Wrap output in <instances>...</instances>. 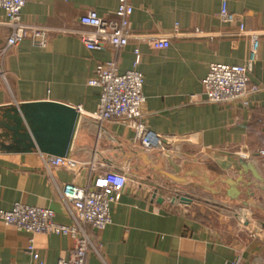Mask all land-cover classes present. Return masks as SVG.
I'll return each instance as SVG.
<instances>
[{
	"label": "crops",
	"instance_id": "crops-1",
	"mask_svg": "<svg viewBox=\"0 0 264 264\" xmlns=\"http://www.w3.org/2000/svg\"><path fill=\"white\" fill-rule=\"evenodd\" d=\"M222 1L129 0L134 8L133 37L123 49L106 51H90L78 35L62 30H88L80 19L89 10L114 17L118 0H29L24 7L23 21L51 30L50 41L39 48L26 39L0 56V107L46 100L81 107L91 121L81 122L73 157L124 170L131 180L134 171L140 179L129 182L112 206L108 227L89 229L94 248L86 264H231L237 260L264 264V190L250 188L253 198L243 191L246 207L227 198V186L217 181L236 179L241 159L253 163L264 177L260 152L264 148V0H226L228 8L243 17L247 30L260 33L250 75V85L259 86V91L250 95L249 106L195 100L211 64L242 65L249 55L251 37L240 33L237 24L221 20ZM5 20L0 9V52L10 34ZM149 37H167L170 47L156 49ZM136 48L144 76L145 123L170 140L165 141V150L148 152L150 159L192 182L203 183L208 175L216 181L213 187L224 190L222 194L177 185L141 158L124 157L132 148H140L135 132L115 121L92 118L100 89L89 85V80L97 65L115 59L119 73H125L133 68ZM93 122L102 123L105 130ZM90 150L104 155L85 152ZM47 156L0 154V210H10L21 201L49 208L58 223L71 225L56 185L85 186L97 171L90 166L76 174L62 167L48 169ZM246 178L255 181L251 173ZM176 191L192 202H172ZM201 195L208 200H197ZM31 241L47 264L69 258L75 247L69 235L18 231L0 219V264H30Z\"/></svg>",
	"mask_w": 264,
	"mask_h": 264
},
{
	"label": "built area",
	"instance_id": "built-area-1",
	"mask_svg": "<svg viewBox=\"0 0 264 264\" xmlns=\"http://www.w3.org/2000/svg\"><path fill=\"white\" fill-rule=\"evenodd\" d=\"M28 1L0 0V9L6 15L5 24L10 29L6 46L1 50L0 56L26 39H31L39 48L48 46L51 30L25 23L22 19V11ZM133 11L129 0H118L114 17H101L96 11L89 10L80 19L81 25L88 30L62 31L78 35L90 51H106L108 48L121 50L133 37L130 30ZM219 17L224 23L237 24L240 33L250 35L252 42L249 55L242 65L211 64L202 80L200 97L195 100L216 104L240 103L248 107L250 95L259 91V86L250 85V75L257 59L260 33L247 30L243 17L232 12L226 0L222 1ZM148 41L156 49L170 47L167 37H149ZM140 63L141 53L136 48L133 68L125 73H119L115 59L97 65L94 77L89 80V85L100 89L98 109L92 118L99 122L115 121L133 130L135 144L146 152L163 151L170 140L151 131L145 123L142 107L146 97L143 92L144 76L138 68ZM77 109L81 112V107ZM260 152L264 155V148ZM44 163L48 169L62 167L75 174L86 166L97 171L85 186L73 183L56 185L72 219L71 225L58 223L54 211L49 208L35 207L21 201L14 203L10 210H0V219L18 231L71 236L75 247L69 258L60 259L55 264H86L88 253L94 248L89 229L102 230L112 223V206L120 201L125 187L133 180L129 179L124 170L107 169L105 165L81 161L75 157L47 156ZM183 196L187 197L181 191H176V201H180ZM27 249L32 257L30 264H47L40 258L32 241ZM231 264H240V261Z\"/></svg>",
	"mask_w": 264,
	"mask_h": 264
},
{
	"label": "water",
	"instance_id": "water-1",
	"mask_svg": "<svg viewBox=\"0 0 264 264\" xmlns=\"http://www.w3.org/2000/svg\"><path fill=\"white\" fill-rule=\"evenodd\" d=\"M85 119L91 121L76 107L55 101L24 102L1 106L0 154L40 153L55 157H73L81 122ZM93 123L105 130L102 123ZM139 149L132 148L125 153L124 157L141 158L146 165L153 167L177 185H193L214 195L224 192L221 187L218 189L213 187L216 185V181H210L208 175L203 176V183L192 182L185 177L165 171L150 159L148 152ZM85 152L95 154V156L104 155L99 151ZM240 166L241 170L236 179L224 178L217 181L227 186L225 191L227 198L247 207L249 206L247 201L241 200L243 191L248 197L253 198L255 193L250 188L264 190V177L255 165L246 159L240 160ZM248 173L252 174L255 181L246 178ZM154 197L157 198L156 193ZM157 201L162 203L163 199L158 198ZM175 201L176 199L172 200V202ZM180 202L191 203L192 199L183 196L180 198Z\"/></svg>",
	"mask_w": 264,
	"mask_h": 264
},
{
	"label": "rangeland",
	"instance_id": "rangeland-1",
	"mask_svg": "<svg viewBox=\"0 0 264 264\" xmlns=\"http://www.w3.org/2000/svg\"><path fill=\"white\" fill-rule=\"evenodd\" d=\"M132 173V180H133V183L135 182H138L140 179H138L137 177H136V172H134V171H132L131 172ZM135 175V176H134ZM197 200H199V201H201V202H206L205 200H208L207 199V196H204V195H201L200 197H199V199H197ZM212 206H214V205H212Z\"/></svg>",
	"mask_w": 264,
	"mask_h": 264
}]
</instances>
